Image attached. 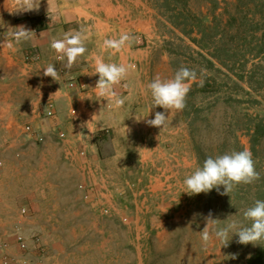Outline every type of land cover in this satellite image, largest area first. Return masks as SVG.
<instances>
[{
    "label": "rangeland",
    "instance_id": "obj_1",
    "mask_svg": "<svg viewBox=\"0 0 264 264\" xmlns=\"http://www.w3.org/2000/svg\"><path fill=\"white\" fill-rule=\"evenodd\" d=\"M123 2L133 8L134 17L141 14L150 22L148 80L131 97L134 107L149 111L147 85L157 75L172 78L181 67L195 70L198 80L203 70L204 83L210 86L201 91L190 82L186 107L169 115L167 126L160 129V145L152 140L144 145L132 135L120 140L112 135L116 145L109 147L99 137L98 147L105 149L99 153L101 160L90 166L93 174L88 176L84 168L81 179L70 177L66 182L72 193L69 209L61 208L65 201L59 184L51 194L43 189L41 196L30 192L43 188L37 181H16L13 186L10 166L5 167L9 142L1 138L0 245H7L0 247V254L24 258L26 264H264V245L239 244L235 234L227 247L214 239L205 249L201 240L209 213L219 226L233 220L247 225L243 212L255 200H264V129L249 119L264 123V0ZM157 111L164 109H151L147 119H154ZM26 125L21 122L22 129ZM44 142L43 136L34 147ZM113 147L119 152L115 157L110 155ZM243 149L252 153L258 181L240 185L230 195L215 189L191 196L182 192L184 179L208 156ZM20 152L17 146V172ZM45 200L53 206H46ZM53 213L54 228L63 229L67 239L53 241L43 226ZM79 216L95 225L86 224L92 230L85 238L70 239L72 229L87 228L64 223ZM17 234L26 240L25 250L16 245ZM257 252L262 257H253ZM232 254L237 258L231 259Z\"/></svg>",
    "mask_w": 264,
    "mask_h": 264
},
{
    "label": "crops",
    "instance_id": "obj_2",
    "mask_svg": "<svg viewBox=\"0 0 264 264\" xmlns=\"http://www.w3.org/2000/svg\"><path fill=\"white\" fill-rule=\"evenodd\" d=\"M124 0H41L39 12L10 14L5 8V0H0V44L7 39L12 48L0 46V139L8 140L5 152V167L12 172V184L15 187L21 181H31L43 187L34 188L30 192L51 194L53 187H62L61 199L65 201L61 208L69 209L71 191L67 190L66 182L70 177L78 180L83 177L82 170L95 166L101 159L96 134L103 130L100 140L109 147L115 146L112 135L118 140L129 139L130 135L137 142H155L160 145L164 141L160 128L146 125L143 121L137 123L134 114L144 115V107H134L130 100L135 93L141 91L148 80L145 69L151 59L149 46L150 22L147 16L134 17L135 11ZM7 4L11 0H6ZM28 18H39L45 27L35 29ZM24 25L33 31L32 39L20 44L15 43L11 36L14 29ZM86 30L89 39L85 42L87 51L71 70L65 68L66 58H59L50 47L53 39H62L65 33H75ZM130 33L132 41L121 52L111 55L112 50H105V39H118L124 33ZM29 55V62H24V56ZM97 59L106 63H124L131 65V70L125 81L116 86V91L125 103L117 108L106 99H97L96 84L99 75H89L95 68ZM53 64L59 72L60 81L43 75L44 67ZM74 81L76 85L68 87ZM80 83L83 86H80ZM81 97H86L81 99ZM90 97V98H89ZM51 99L54 105V116L43 117L45 101ZM132 114V115H130ZM149 116V115H148ZM21 122L28 123L32 132H26ZM3 126V127H2ZM126 128L131 129L127 132ZM156 130V131H154ZM148 131L152 132L147 134ZM59 133L63 137L59 138ZM45 137L42 146L34 147L36 135ZM146 134V135H144ZM30 142V143H29ZM17 146L20 148V171L17 172ZM111 146V147H112ZM84 150V156L78 154ZM111 157L118 155L113 147ZM145 152V151H144ZM152 154L153 151H148ZM104 155V154H103ZM21 193L23 189L21 188ZM36 191V192H35ZM46 206L52 207V202L45 200ZM83 213V212H82ZM51 214L42 221L43 226L51 233L53 241L67 239L64 231L54 228L55 219ZM79 216L64 223L72 225L91 224L92 220ZM53 226V227H52ZM87 227V226H86ZM77 230V231H76ZM72 229L70 239H83L92 230L91 226Z\"/></svg>",
    "mask_w": 264,
    "mask_h": 264
},
{
    "label": "clouds",
    "instance_id": "obj_3",
    "mask_svg": "<svg viewBox=\"0 0 264 264\" xmlns=\"http://www.w3.org/2000/svg\"><path fill=\"white\" fill-rule=\"evenodd\" d=\"M41 0H11L6 3L5 8L10 14L26 12H39ZM33 31L24 25L17 26L11 33L15 43L20 44L32 39ZM86 30L81 29L75 33H65L62 39H53L50 47L58 54V57L66 58L65 68L71 70L77 61L84 56L87 51L85 42L89 39ZM130 33H122L118 39H105L103 46L105 50H112L111 55L121 52L126 46H130L132 41ZM0 46L12 48L13 45L5 41ZM131 65L124 63H106L103 59H97L95 68L89 75H99L95 89L97 99H106L117 108L122 107L124 99L119 96L116 86L125 81L131 70ZM43 75L51 77L53 81H60L59 72L53 64H48L43 68ZM205 75L202 70L198 80L195 70L181 67L170 79H162L159 75L147 85L146 92L150 93L151 105L146 115L134 114L135 122L143 121L146 125L157 127L161 130L168 124L171 113L182 111L186 107L187 95L191 90L190 82H197L203 86ZM86 97H81L84 99ZM90 98V97H89ZM164 109L163 112H155L154 119H147L151 109L155 107ZM167 114V115H166ZM132 115V114H130ZM129 132L131 129L126 128ZM260 179V173L256 170L252 153L248 149L233 151L218 156H208L202 166L197 167L184 181V190L187 194L196 195L209 193L215 189L220 195H230L235 188L240 185H250ZM221 186L223 191L221 192ZM247 225L238 221L219 226L217 219H213L211 213L206 217V226L201 232L202 246L206 249L215 239L220 242L221 247H227L232 236H238L237 243L242 245L252 244L253 246L264 245V200H255L254 204L243 212ZM231 259H236L232 254Z\"/></svg>",
    "mask_w": 264,
    "mask_h": 264
},
{
    "label": "built area",
    "instance_id": "obj_4",
    "mask_svg": "<svg viewBox=\"0 0 264 264\" xmlns=\"http://www.w3.org/2000/svg\"><path fill=\"white\" fill-rule=\"evenodd\" d=\"M29 60H30V56L26 55L25 56V62H29ZM75 85H76V83L74 81H70L68 83V87L69 88H72ZM80 86L82 87L83 84L80 83ZM45 102L46 103H45V109H44V116L48 117V118L53 117L54 116V105H53V102L51 100H46ZM24 130L26 132H32V129H31V127L29 125H26L24 127ZM58 136H59V138H62L63 137V133H59ZM35 138H36V140L38 142H42L43 141V136L41 134H37ZM85 153L86 152L84 150H79L78 151V154L80 156H84ZM0 164H1V161H0ZM94 171H95V169L91 168L90 166L85 167V173L88 174V176L92 175ZM83 197H84V199H87L89 197V192L88 191L85 192ZM104 211L107 212L106 209ZM21 213H26V209L22 208L21 209ZM35 239H37V238H35ZM14 241H15L16 245L18 246V248L20 250H25L26 249L27 243H26V240L22 236L17 234L15 236ZM6 245H7L6 242H4V243H2V245H0V247L4 248ZM0 263L1 264H26V260L24 258H21V259L17 260V257L10 256L8 253H2V254H0Z\"/></svg>",
    "mask_w": 264,
    "mask_h": 264
},
{
    "label": "trees",
    "instance_id": "obj_5",
    "mask_svg": "<svg viewBox=\"0 0 264 264\" xmlns=\"http://www.w3.org/2000/svg\"><path fill=\"white\" fill-rule=\"evenodd\" d=\"M31 22H35V21H39V24L38 25H36L35 23H33V27L35 28V29H42V28H44L45 27V25L44 24H42V23H40V19L39 18H28ZM213 83H216L215 82V79H213ZM206 85H209L210 86V84H208L207 82H205V83H203V86H200L199 85V83H198V81L197 82H192V87L194 88V89H199V90H201V91H204V86H206ZM249 119L250 120H252V121H255L256 123H257V126H259V123H261V127L264 129V123L263 122H261L260 120H256L254 117H252V116H249ZM103 132V130H101V131H98L97 132V134H96V140L98 139V137H100V135H101V133ZM254 132H255V130H254V128L251 130V137H252V135H254ZM255 255H257V256H255ZM253 257H255V258H257V257H262V254H260L259 252H257L256 254H255ZM260 261V260H259Z\"/></svg>",
    "mask_w": 264,
    "mask_h": 264
}]
</instances>
